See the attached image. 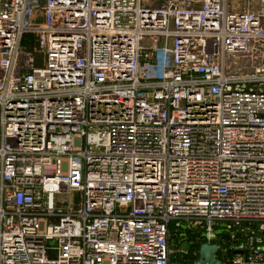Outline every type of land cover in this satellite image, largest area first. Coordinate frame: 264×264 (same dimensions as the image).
I'll return each mask as SVG.
<instances>
[{
    "label": "built area",
    "instance_id": "obj_1",
    "mask_svg": "<svg viewBox=\"0 0 264 264\" xmlns=\"http://www.w3.org/2000/svg\"><path fill=\"white\" fill-rule=\"evenodd\" d=\"M240 1L0 0V264H264V0Z\"/></svg>",
    "mask_w": 264,
    "mask_h": 264
},
{
    "label": "rangeland",
    "instance_id": "obj_2",
    "mask_svg": "<svg viewBox=\"0 0 264 264\" xmlns=\"http://www.w3.org/2000/svg\"><path fill=\"white\" fill-rule=\"evenodd\" d=\"M147 2L148 3H152V2H156V0H147ZM241 2V4H242V6L241 7H245L244 5L246 4V0H241L240 1ZM157 4H159V2L157 3ZM154 6H156V5H154ZM159 6V5H158ZM252 7L253 8H256L257 7V4H256V1H253V5H252ZM196 8V7H195ZM43 21H44V18H43V16H40L36 21H32L31 22V25H34V26H39V25H42L43 24ZM171 25H173V21H171ZM172 43H173V41L172 40H170V42H169V46H172ZM24 44H25V46H30L31 47V50H32V52H34V58H35V60H36V63H38V64H40V63H42V60H41V58H42V55H41V53H40V51L38 50V48L37 49H35V45H36V43H35V39H34V37L32 38H30V36L28 35H26L25 36V39H24ZM160 46L162 45V44H159ZM161 59H162V52H161V50H159L158 51V64H157V66H159L160 65V63H161ZM161 72H162V68L161 67H155L154 68V73L153 74H155L156 76H158V75H160L161 74ZM172 225H173V223H172ZM188 236V238L189 237H192V236H194L195 234H194V232H191V231H189V230H186V232H181L180 234H179V237H181V236ZM174 242H175V247H176V244H179L181 241L179 240V238H178V236L177 237H175L174 238ZM211 244H213V242H211ZM180 246H182V248H185V247H188L190 244L187 242H182V243H180L179 244ZM177 248V247H176Z\"/></svg>",
    "mask_w": 264,
    "mask_h": 264
},
{
    "label": "water",
    "instance_id": "obj_3",
    "mask_svg": "<svg viewBox=\"0 0 264 264\" xmlns=\"http://www.w3.org/2000/svg\"><path fill=\"white\" fill-rule=\"evenodd\" d=\"M218 252V245L213 243H203L200 246V257L197 260L196 264H224L220 259H218L215 255Z\"/></svg>",
    "mask_w": 264,
    "mask_h": 264
},
{
    "label": "trees",
    "instance_id": "obj_4",
    "mask_svg": "<svg viewBox=\"0 0 264 264\" xmlns=\"http://www.w3.org/2000/svg\"><path fill=\"white\" fill-rule=\"evenodd\" d=\"M28 35L30 36V38H31V37L33 38V37H34L33 34H31V33H28L27 36H28ZM27 47H30V46H27Z\"/></svg>",
    "mask_w": 264,
    "mask_h": 264
}]
</instances>
